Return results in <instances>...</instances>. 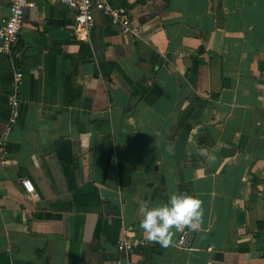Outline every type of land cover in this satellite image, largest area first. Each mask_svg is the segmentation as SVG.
I'll return each mask as SVG.
<instances>
[{"label": "crops", "instance_id": "obj_1", "mask_svg": "<svg viewBox=\"0 0 264 264\" xmlns=\"http://www.w3.org/2000/svg\"><path fill=\"white\" fill-rule=\"evenodd\" d=\"M27 1L0 54V264H264V0H107L130 30L94 10L89 34ZM173 190L202 222L162 247L138 209ZM127 226L145 246L118 253Z\"/></svg>", "mask_w": 264, "mask_h": 264}, {"label": "built area", "instance_id": "obj_2", "mask_svg": "<svg viewBox=\"0 0 264 264\" xmlns=\"http://www.w3.org/2000/svg\"><path fill=\"white\" fill-rule=\"evenodd\" d=\"M73 12L74 27L77 32L89 34L93 28V11L100 12L108 23L119 28L122 32H127L131 28V22L125 9L110 4L107 0H61ZM29 5L27 0H9L8 14L1 22L0 26V54H10L11 49L17 41L22 31L24 10ZM22 74L15 71L13 75L14 94L10 99L9 118L3 135H8L19 117V98L18 90L21 83ZM6 152L5 142L0 140V155ZM27 190L31 189L28 182L24 183ZM132 226H127L122 237L116 242L118 253L129 254L135 249L143 248L145 241L131 236ZM177 244L190 247L192 235L184 231L177 240Z\"/></svg>", "mask_w": 264, "mask_h": 264}, {"label": "clouds", "instance_id": "obj_3", "mask_svg": "<svg viewBox=\"0 0 264 264\" xmlns=\"http://www.w3.org/2000/svg\"><path fill=\"white\" fill-rule=\"evenodd\" d=\"M198 151L215 160L207 148ZM202 201L197 195L186 191L173 190L168 193L167 200L157 203L143 201L139 205L142 214L140 227L146 233L149 241L158 242L162 247H167L172 242L175 231L188 227L197 230L202 222Z\"/></svg>", "mask_w": 264, "mask_h": 264}, {"label": "water", "instance_id": "obj_4", "mask_svg": "<svg viewBox=\"0 0 264 264\" xmlns=\"http://www.w3.org/2000/svg\"><path fill=\"white\" fill-rule=\"evenodd\" d=\"M0 26H1V22H0Z\"/></svg>", "mask_w": 264, "mask_h": 264}]
</instances>
